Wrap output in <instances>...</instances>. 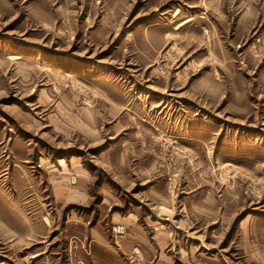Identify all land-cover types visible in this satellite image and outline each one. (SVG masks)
<instances>
[{"label": "rangeland", "instance_id": "obj_1", "mask_svg": "<svg viewBox=\"0 0 264 264\" xmlns=\"http://www.w3.org/2000/svg\"><path fill=\"white\" fill-rule=\"evenodd\" d=\"M0 264H264V0H0Z\"/></svg>", "mask_w": 264, "mask_h": 264}, {"label": "built area", "instance_id": "obj_2", "mask_svg": "<svg viewBox=\"0 0 264 264\" xmlns=\"http://www.w3.org/2000/svg\"><path fill=\"white\" fill-rule=\"evenodd\" d=\"M113 232L117 235H125L126 229L123 226H117L113 228Z\"/></svg>", "mask_w": 264, "mask_h": 264}]
</instances>
